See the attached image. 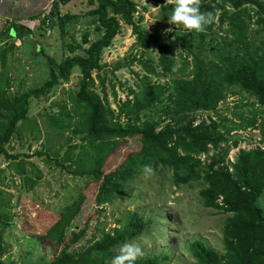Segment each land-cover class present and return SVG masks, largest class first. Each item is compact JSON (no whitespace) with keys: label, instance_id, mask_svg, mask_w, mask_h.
Masks as SVG:
<instances>
[{"label":"trees","instance_id":"trees-1","mask_svg":"<svg viewBox=\"0 0 264 264\" xmlns=\"http://www.w3.org/2000/svg\"><path fill=\"white\" fill-rule=\"evenodd\" d=\"M157 1L160 18L168 20L176 2ZM89 2L96 6L82 15L63 13L59 0H53L50 17L43 16V12L29 17L39 20L40 36L58 25L64 56L57 61L44 53L42 47L37 49L36 53H42L47 60L48 79L39 87L15 95L10 94V76L0 70V155L7 160L17 158L9 154L6 146L17 132L18 123L27 119L30 98L50 94L55 86L68 82L78 67L81 72L78 87L58 104L60 110L50 111L48 117L51 127L62 134L77 125L76 135L85 141L87 148L76 159L67 156L62 160L69 161L68 171L73 175L91 179L95 203L98 206L111 203L127 194L129 184L147 174L145 166L154 171L168 170L176 185L202 183L203 205L226 214L223 253L196 240L189 245L196 264H264V208L259 202L264 193V123L258 124L256 111L248 117H244V110L234 113L237 118L234 121L222 118L218 109L238 88L254 96L264 110V1L198 0L199 12L210 13L211 22L200 32L174 29L169 36L145 29L142 17L136 20L139 11L135 0ZM81 18H88L87 29L78 40L69 29ZM252 22L256 25L253 32ZM89 25L97 32L93 40ZM123 25L132 27L135 46L152 45L158 51V59L156 66L138 60L147 73L141 79L144 86L137 91L130 89L132 98L118 104L116 111L100 72L107 65L102 63L103 51L111 46ZM215 26L225 36L210 43L206 37L210 33L217 35ZM30 35L33 37V31L18 22L0 31V41L23 40ZM67 37L70 41H66ZM172 37L176 43L170 42ZM178 48L183 50L179 55ZM6 52V48L0 52L3 64ZM204 52L214 58L206 59ZM131 59L137 61V55ZM122 66L119 62L114 69ZM150 75L171 78L165 83H154ZM112 88L116 96L114 84ZM198 111L213 112L218 118L196 122ZM257 127L262 145L241 149L235 161H227L225 165L229 149L236 147L239 140L233 139L230 144V134ZM128 138H138L140 149L128 154L118 167L106 169L116 149ZM210 151L213 153L209 154ZM203 153L208 154L206 160L200 158ZM53 161L57 167L67 168L66 162L57 158ZM20 165L17 164L19 174L34 188L37 180L30 179ZM86 199V193L81 192L56 215L45 234L35 236L56 247L57 252L43 264H111L122 244L143 236L153 223L138 211H128L99 239L92 234L82 243L88 235L89 220L81 228L76 223ZM9 219L7 212L0 213V257L9 251L5 239V230L11 225ZM71 227L74 229L69 232ZM4 263L14 264L6 258L0 260V264ZM134 264H162V259L158 255L141 257Z\"/></svg>","mask_w":264,"mask_h":264},{"label":"rangeland","instance_id":"rangeland-1","mask_svg":"<svg viewBox=\"0 0 264 264\" xmlns=\"http://www.w3.org/2000/svg\"><path fill=\"white\" fill-rule=\"evenodd\" d=\"M135 1L139 11L135 18L137 20L142 17L141 25L145 29L163 36H169L174 29L183 32L182 26H175L168 20L160 18V3L157 0ZM165 1L176 2V0ZM59 2L63 13L69 11L78 15L96 6L91 5L89 0H59ZM51 3L41 11L43 14L49 16ZM87 19L81 18L76 25L70 26L69 31L73 32L78 40L87 29L85 28ZM19 22L33 31V37L30 35L23 40L0 41V52L7 49L5 63L0 60V70L10 76L11 95L39 87L48 79L47 60L42 53H36L37 49L42 47L44 53L57 61L64 56L58 25L40 36L38 35L39 20L29 19ZM88 27L89 30H93V26ZM250 27L253 32L256 25L252 22ZM225 28L226 25L222 30ZM215 29H218V26H215ZM222 30L218 29L216 36L210 33L206 40L210 43L214 38L213 43L220 41L221 36H225ZM96 37L97 32L92 31L91 40ZM135 40L132 27L123 25L111 46L103 51L102 63L107 65L100 75L104 77L108 99L116 111L118 104L132 98L130 89L137 91L144 86L141 79L147 73L138 60L148 61L151 66L157 64V49L152 45L139 48L135 46ZM66 41L70 39L67 37ZM170 42L176 43L175 37H172ZM182 51V48H178L176 54L179 55ZM135 54L138 59L132 62L131 57ZM204 56L206 59L214 58L208 52H204ZM119 62L123 66L114 69ZM80 78V69L76 67L70 80L55 86L50 94L31 97L27 119L18 123L17 132L6 146L9 154L17 158L7 160L5 156L0 155V213L7 212L10 215L8 223L11 224L5 230L9 251L0 257V260L6 258L14 264H43L51 258L57 252L56 247L48 246V241L40 240L35 236L40 237L45 234L56 220V215H59L81 192L86 193L88 199L76 224L81 228L89 220V227L86 229L88 235L82 243H85L92 234L99 239L105 231L114 228L117 220L123 218L126 212L138 211L153 223L143 236L130 243L141 250L142 255L137 258L158 255L162 259V264H196L189 245L199 239L212 249L223 253L226 214L203 205L200 196L202 183L176 185L172 183L170 171L151 170L132 181L128 186L127 194L111 203L98 206L94 200L91 179L77 177L68 171L71 165L69 161L63 160H66L67 156L76 159L87 145L80 136L76 135L77 125L62 134L51 127L48 115L52 110L56 113L60 110L58 104L68 99L69 92L78 87ZM150 78L154 83H165L171 77L150 75ZM113 84L116 96L113 92ZM235 89L236 94L228 95V98L219 104V114L222 118L236 121L234 113L244 110V117H248L251 115L250 112L256 111L258 124L264 123V110L256 98L241 92L238 88ZM97 91L100 92V88H97ZM211 118L218 117L208 111H198L195 117L196 122L202 119L209 122ZM230 136L232 137L230 144L233 139L239 140L236 147L229 149L225 165L227 161L234 162L241 149L262 145L259 127L235 131ZM139 143L138 138H128L123 141L109 159L106 169L118 167L128 154L140 149ZM207 155L201 154V160H206ZM56 158L66 162L67 168L57 167L53 161ZM17 164L25 168L30 179L37 180L34 188L29 187L28 179L19 174L20 167ZM259 202L264 208V193ZM73 229L74 227H71L69 232Z\"/></svg>","mask_w":264,"mask_h":264},{"label":"clouds","instance_id":"clouds-1","mask_svg":"<svg viewBox=\"0 0 264 264\" xmlns=\"http://www.w3.org/2000/svg\"><path fill=\"white\" fill-rule=\"evenodd\" d=\"M212 16L210 13H200L198 10V0H176V3L168 16V21L175 26H182L188 31L200 32L203 27L210 23ZM151 169L144 167V172ZM142 255L141 250L134 244L124 243L119 248V253L115 255L111 264H134L136 258Z\"/></svg>","mask_w":264,"mask_h":264},{"label":"crops","instance_id":"crops-1","mask_svg":"<svg viewBox=\"0 0 264 264\" xmlns=\"http://www.w3.org/2000/svg\"><path fill=\"white\" fill-rule=\"evenodd\" d=\"M53 0H0V31L13 23L29 20L39 14Z\"/></svg>","mask_w":264,"mask_h":264},{"label":"built area","instance_id":"built-area-1","mask_svg":"<svg viewBox=\"0 0 264 264\" xmlns=\"http://www.w3.org/2000/svg\"><path fill=\"white\" fill-rule=\"evenodd\" d=\"M43 16H45V14L43 15ZM35 21V20H34ZM51 29H48V31H50Z\"/></svg>","mask_w":264,"mask_h":264}]
</instances>
